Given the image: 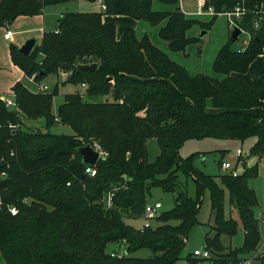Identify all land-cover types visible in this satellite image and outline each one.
Wrapping results in <instances>:
<instances>
[{
  "label": "trees",
  "instance_id": "16d2710c",
  "mask_svg": "<svg viewBox=\"0 0 264 264\" xmlns=\"http://www.w3.org/2000/svg\"><path fill=\"white\" fill-rule=\"evenodd\" d=\"M73 1L97 0H0V27L21 16L34 17L46 8ZM176 6L179 0H158ZM106 13H66L56 32L46 33L29 56L11 45V59L36 82L69 74L64 85H85L88 98L112 101L85 103L80 92L67 94L53 113L52 93L30 90L23 82L14 85L19 113L0 99V252L5 264H176L182 259L187 239L197 224L202 198L209 191L213 226L205 235L206 247L218 264L237 262L262 242L255 209L259 201L249 181L258 178V168H245L238 177L206 175L195 167L199 153L187 158L180 150L190 140L227 139L244 142L256 137L250 156H264V75L254 84L233 74H246L264 55V20L259 29L256 11L264 12V0H253L252 10L238 26L252 35L246 49L233 51L230 41L219 51L213 65L221 78L190 75L157 48L147 34L139 38L127 28L117 39L114 23L103 17L125 16L152 26L165 23L159 36L173 52H185L196 39L187 37L195 25L210 30L220 13L233 10L243 0H207L205 9L215 14L209 23L188 19L180 8L171 12L153 10L154 0H104ZM97 64L88 71L79 65ZM1 97V96H0ZM211 102L218 113L208 111ZM263 109L261 115L253 110ZM24 119L44 121L47 132H27ZM54 122L69 126L72 135H55ZM17 126L13 129L10 126ZM156 139L160 154L148 159V141ZM100 144L108 155L97 163L95 176L86 173L78 149ZM15 152V157L11 153ZM243 159V156L240 160ZM8 165L10 168L8 169ZM191 178L196 197L191 198L179 175ZM70 184V185H68ZM237 210L245 232L241 248L231 249L223 237L238 234L239 222L227 219L225 190ZM153 189L174 194L175 205L161 212L158 226L137 229L124 216L139 219ZM115 190L114 207L101 202ZM8 207H16L12 215ZM127 246L119 258L108 252L110 244ZM147 249L149 258L135 253ZM189 264H198L189 253ZM264 264V262H263Z\"/></svg>",
  "mask_w": 264,
  "mask_h": 264
},
{
  "label": "rangeland",
  "instance_id": "374dc122",
  "mask_svg": "<svg viewBox=\"0 0 264 264\" xmlns=\"http://www.w3.org/2000/svg\"><path fill=\"white\" fill-rule=\"evenodd\" d=\"M63 4L61 7L65 10L63 12L68 13H92L93 10H97V6L93 5L90 2L81 1L76 2L74 5ZM180 8V11L186 13L188 19H196L200 23H209L212 20V15H196L200 10L199 0H179V3L176 6H169L161 4L158 0H154L153 10L156 12H171L175 9ZM50 11V10H48ZM134 28L137 32L139 38H142L144 34H147L152 41V43L165 52L171 60L177 64L186 68V70L192 76L198 74H204L215 78H221L222 76L215 73L213 69L214 62L219 51L224 47L231 39L232 33L234 31V26L229 22L226 16H219L216 20L214 26L210 30L203 29L200 25H195L191 30L188 31L187 37L191 39H196V42L187 47L185 52H173L169 49V44L165 40L161 39L159 36L160 29L165 26V23H162L159 26H152L146 21H138L136 23L131 18ZM124 23V22H123ZM118 26H120L118 24ZM248 35L243 33L237 41H235L231 49L233 51H241L244 48V42L248 40ZM0 66L5 63L6 60H1ZM264 73V55L258 57L250 66L246 74H237L245 81L249 83H256ZM12 77V75H9ZM7 77V76H6ZM46 85L49 87L48 92L52 93L56 86L58 89V96L54 98L53 113L56 116V111L58 106L63 103L64 96L67 94H73L80 92L84 95L85 103H102L104 101H112L104 97H94L88 98L86 96V87L75 86L71 84L64 85V79L62 75H53L45 80ZM42 83L39 82L38 85ZM38 92V90H32ZM208 111L211 113L218 112L212 107L211 102L208 103ZM220 112V111H219ZM263 109L259 108L256 110L258 115H261ZM255 113V112H254ZM22 129L27 132L41 131L47 132L48 129L45 127V122L40 120H29L24 119L22 122ZM52 134L55 135H72L73 131L69 126H65L60 122H54L53 128L49 130ZM95 141H92V144ZM257 143L256 137H250L244 142L239 140H227V139H203V140H190L185 143V145L180 150V156L182 158H187L193 154L199 153V157L195 160V167L200 171L204 172L206 175L215 176L217 180L222 175H227V173L221 168L222 163L230 162L233 166H238L237 169L239 173L242 174L245 168H258V178L249 181V186L255 190L259 206L255 209L256 217L260 223V233L262 242L264 241V156L262 158H255L250 156V151L252 147ZM241 150L243 153V159L238 160L236 152ZM160 154L158 143L156 139H151L148 141V159L149 162H155L156 158ZM108 155L104 151L102 158H106ZM100 159V160H101ZM10 168V165L7 167ZM8 174V173H7ZM180 182L183 188L187 191L188 195L191 198L196 197V185L191 178H187L183 174L179 175ZM225 190V214L226 218H233L239 222L238 234L233 237H223V242L228 248L235 249L241 248L244 242L245 232L240 222L239 214L237 210L230 205V194L229 191ZM175 196L174 194L165 193L161 189H153L151 191L150 197L148 198V203L162 204L163 212L170 211L175 205ZM124 220L128 225H131L137 229H142L146 220L141 217L139 219L130 218L128 215L124 216ZM151 225L153 228L158 226L157 221H152ZM213 226V216L211 214V198L209 191H206L202 198V205L200 212L197 217V224L192 228L188 235L187 247L182 255V259L179 260L176 264H189L186 257L190 253L192 254L196 250H203L206 247L205 235L211 231ZM127 246L124 248H119V244H110L107 248L108 252H125ZM133 256L138 258H149L152 256V253L143 249ZM0 264H5L0 252Z\"/></svg>",
  "mask_w": 264,
  "mask_h": 264
},
{
  "label": "built area",
  "instance_id": "2783aa9c",
  "mask_svg": "<svg viewBox=\"0 0 264 264\" xmlns=\"http://www.w3.org/2000/svg\"><path fill=\"white\" fill-rule=\"evenodd\" d=\"M253 0H243V3L236 6L233 10L226 11L223 13H220V16H226L229 20V22L234 26V29L236 27L240 28L238 26V22L242 21L246 16H248L250 13H252V10L247 6L248 2H252ZM207 0H199V6L200 10L197 12L196 15L202 16V15H214L215 11L212 7H209L207 10L205 9ZM100 8L102 13L107 12V6L104 3V0H97L96 2ZM255 14L259 17L258 20L254 23L255 29L260 28L261 22L264 20V12L262 10L256 11ZM241 29V28H240ZM243 33H246L248 35V40L244 42V49L249 45L252 35L243 29H241ZM242 33V34H243ZM11 36V33H8L5 35L6 39H9ZM62 78L66 80L69 76V74L61 73ZM31 82L34 84H38L36 82V75H33L28 78ZM85 87V85H83ZM49 87L47 85H40L39 91L42 93L48 92ZM0 99L5 103L6 107L14 112L20 111L19 106L16 102V96L15 93L12 91L8 96L3 95L0 97ZM11 128L15 129L17 126H10ZM92 147L100 153V157L104 155V151L100 144L98 142H94L92 144ZM236 156L238 160H240L243 156V153L241 150H238L236 152ZM11 157H15V152L11 153ZM96 167V166H95ZM95 167L88 166L86 169V173L90 176H95L97 171ZM238 166H233L230 162L222 163L221 168L227 173V175L232 177H238L240 175L239 170L237 169ZM8 176L6 171H0V179H5ZM70 185V184H68ZM115 196V190L108 193L106 197L103 198L101 201L106 209H112L114 207L113 198ZM4 204L3 201L0 199V210L3 209ZM9 211L12 215H17L18 209L16 207H8ZM162 210V204L155 203L150 204L148 203L145 207V212L143 214V218L146 220V223L144 224L143 228H150L152 227L151 222L157 221L158 217L161 215ZM187 243V241H186ZM127 255V252H113L112 256L122 258L123 256ZM192 258L198 261V264H218L217 261L213 259V254L211 250H209L207 247H205L203 250H196L191 254ZM264 262V241L261 243V245L252 253H249L247 255H243L239 258L237 262L229 263V264H263Z\"/></svg>",
  "mask_w": 264,
  "mask_h": 264
},
{
  "label": "crops",
  "instance_id": "0c3cea01",
  "mask_svg": "<svg viewBox=\"0 0 264 264\" xmlns=\"http://www.w3.org/2000/svg\"><path fill=\"white\" fill-rule=\"evenodd\" d=\"M76 2H81V1H73L65 4L74 5ZM92 4L98 7L97 10H93V12L102 13L101 8L97 3H92ZM62 5L63 4L48 7L45 9L43 14L39 16H34V17L21 16L17 18L15 22L5 27H0V62H2L1 60H6L5 63H3L2 66H0V96L3 95L8 96L10 93H12V89L14 85L18 82H23L26 85V87H28L30 90H36V89L38 90L40 85L31 82L28 79V77L24 74V72L19 67L14 65L11 59L10 47L11 45H14L18 49H20L27 41L32 39L36 40L35 45H40L46 33L56 32L58 30L60 19L64 14L68 13V12H63L65 10L61 7ZM183 13L186 14L185 12ZM103 22L115 24L117 39H120L123 36L127 28L135 29L134 28L135 24L133 23L134 21H131V18L125 16L105 15L103 17ZM135 22L138 23V21ZM118 24L120 26H118ZM8 33H11V36L9 39H6L5 35H7ZM9 75H12V77H10ZM233 75L238 76L237 74H233ZM45 80L41 82L44 85H46ZM218 112H214V113H218ZM253 112L256 113V110H253ZM124 247H125L124 244L119 245V248H124ZM113 250L112 252H116Z\"/></svg>",
  "mask_w": 264,
  "mask_h": 264
},
{
  "label": "water",
  "instance_id": "95a60500",
  "mask_svg": "<svg viewBox=\"0 0 264 264\" xmlns=\"http://www.w3.org/2000/svg\"><path fill=\"white\" fill-rule=\"evenodd\" d=\"M242 30L238 27H236L232 33L231 40L233 42L237 41L239 37L242 35ZM36 44V40L32 39L27 41L20 49V53H22L25 56H29L32 52L34 46ZM80 69L88 70V71H94L97 69V64H87V65H79ZM79 154L82 156L83 162L85 165L95 167L99 160L101 159L100 153L96 151L92 144H88L86 146H83L78 149Z\"/></svg>",
  "mask_w": 264,
  "mask_h": 264
}]
</instances>
